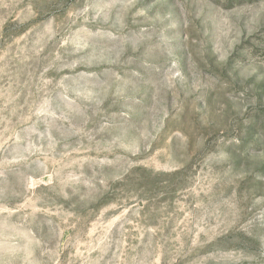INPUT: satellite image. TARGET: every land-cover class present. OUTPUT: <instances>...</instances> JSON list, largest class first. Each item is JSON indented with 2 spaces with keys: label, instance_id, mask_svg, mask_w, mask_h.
Masks as SVG:
<instances>
[{
  "label": "rangeland",
  "instance_id": "374dc122",
  "mask_svg": "<svg viewBox=\"0 0 264 264\" xmlns=\"http://www.w3.org/2000/svg\"><path fill=\"white\" fill-rule=\"evenodd\" d=\"M0 264H264V0H0Z\"/></svg>",
  "mask_w": 264,
  "mask_h": 264
}]
</instances>
